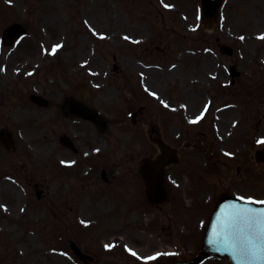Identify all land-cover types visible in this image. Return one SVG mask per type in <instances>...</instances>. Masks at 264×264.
<instances>
[{"label":"rangeland","instance_id":"1","mask_svg":"<svg viewBox=\"0 0 264 264\" xmlns=\"http://www.w3.org/2000/svg\"><path fill=\"white\" fill-rule=\"evenodd\" d=\"M198 12V0H0V128L9 125L15 140L14 151L0 146V264H85L70 240L94 257L90 264H165L200 248L213 205L208 185L215 200L233 161L240 165L236 190L252 172L251 197L264 194L257 158H264V0H225L213 31L201 27ZM13 21L27 33L9 48L1 31ZM218 43L231 45L233 55H221ZM55 45L61 47L44 65L29 62L25 79L9 64L10 50L48 54ZM232 63L240 76L230 85ZM146 67L155 97L142 86ZM79 82L109 126L102 133L84 123L73 155L57 144L54 123L43 131L31 122L33 109L23 101L41 89L55 100ZM22 110L31 117H20ZM153 130L181 155L166 171L169 201L161 206L147 201L137 171L156 152ZM210 150L220 157L214 171ZM102 167L107 183L99 181ZM195 179L203 192L189 188Z\"/></svg>","mask_w":264,"mask_h":264},{"label":"water","instance_id":"2","mask_svg":"<svg viewBox=\"0 0 264 264\" xmlns=\"http://www.w3.org/2000/svg\"><path fill=\"white\" fill-rule=\"evenodd\" d=\"M222 0H216L211 4L210 0H202V7L207 11V15L210 17L208 25H211L215 20L216 12L221 4ZM25 29L17 23L11 24L3 31V41L5 44L13 42V40L23 34ZM225 47H222V52L225 51ZM228 50V49H227ZM230 52V51H229ZM234 67L231 66L232 76L238 75L233 71ZM70 100H67V102ZM65 108H70L68 107ZM72 109L76 112L77 116L88 118L94 122L98 127L100 124H104V120L101 115L92 108H85L84 104L76 103ZM87 110V112H86ZM0 141L5 147H12V140L10 134L0 130ZM162 154L157 156L155 160L147 159L144 161L141 172L146 181V192L148 198L153 202H162L165 199V189L163 187V166L172 160L174 151L166 145L159 143ZM262 208L264 205L249 204L248 202H242L240 199L234 197H228L222 195L220 201L213 213L208 227L206 229L202 249L200 252L188 260L176 261L171 264H199L207 257L220 254L228 257L231 264H264L261 260H251L247 258H241L239 255L234 254L233 245L239 247L241 241L246 236V230L243 222L240 220L239 213L242 209L246 208ZM210 240L213 241L210 243Z\"/></svg>","mask_w":264,"mask_h":264},{"label":"flooded vegetation","instance_id":"3","mask_svg":"<svg viewBox=\"0 0 264 264\" xmlns=\"http://www.w3.org/2000/svg\"><path fill=\"white\" fill-rule=\"evenodd\" d=\"M29 50L30 49H20V50H13V51L10 50L9 51V64L11 65V67H13L16 70L15 74L17 76L19 75L20 78H22V79H25L24 78L25 72L29 71V65L28 64L30 61H32L31 64H36V65L39 64V66H41L42 64L44 65L46 62H48L49 58H47V56H50L51 58L54 57L53 52H49L48 54H45L40 49L39 50L32 49L30 51ZM18 57L21 58L19 61L17 60ZM18 62L21 63V66H18ZM69 71H70V74H72L75 70H74V68H71ZM27 73L29 74V72H27ZM18 81H19V78L16 79L15 83H17ZM13 83H14L13 81H10V84H9V81H8V85H7L8 118H9V87ZM80 84H84V82L77 83L75 85L76 90L79 88ZM37 92H39L43 97H45L47 99V104L45 106H42L40 104L32 102L28 97L29 94L31 93V91H28L25 94V96L27 97L28 100H26V102L23 101V103L28 105V106L30 105L33 110L32 111L22 110V114L20 115V117H25V118L31 117V116L27 115V112H29V113L31 112L32 117H33V121H31V122L42 125L43 131H48V128H46V127H48L47 125L54 123L55 127H56V131L58 130L60 132L56 136L57 144L60 147H62V149H65L66 151L71 152L73 155H78L80 153L81 147L78 144V138L76 137V135H77V133L83 131L84 121L80 120L78 118H74V117L65 115L62 112V101L66 95L73 93V86L71 88L70 87L68 88V90L66 91L67 93L61 92V96L55 97L56 98L55 100H53L49 96V94H51V93L47 94L46 89H41L40 91H37ZM16 100L17 99L15 96L14 101H16ZM19 108H21V107H19ZM19 108H17V110H19ZM7 128L9 129V125ZM63 136L68 137L72 142H74L75 145L77 146V148H79V150L73 151L70 148L64 147L62 145V139L64 138ZM196 144L200 145V143L197 141H196ZM186 145H188V144L186 143ZM60 157H61V159H64V158H66V155H63ZM210 157L212 159V165H213L211 170L214 171V166H216V163H217L216 160L218 157L213 150H210ZM64 160H66V159H64ZM84 162H86L87 166H89L88 159H85ZM242 163H243V166L246 167V165H247L246 160L242 161ZM204 169H205V167H204ZM237 170H239V166L237 167ZM59 171L61 173H63L65 171V168L60 167ZM101 174H102L101 176L104 179V181H106V182L110 181L109 176H108L109 173H107V171L104 167L101 168ZM110 174L113 175L114 172L111 171ZM245 174L246 173H244V175ZM247 176H248V174H247ZM247 176H246V178L245 177L241 178L244 180L242 184L245 185L244 188L242 189V191L236 190V187H238L237 180L232 179V176H228L227 181L225 183H222V185L218 184L219 188H221V190L216 194V198L219 195V193L224 192V191L231 193V194H235V195H241V196L246 197V198H248L249 196L251 197L252 193H253L251 184L253 186V181L250 184V181L246 180L248 178ZM261 189L264 191L263 187H261ZM261 193L263 195V192H261ZM213 194H214V192L211 193L209 196V202H213V205H212V208L210 209V212L213 209V207L215 206V202H216V199L213 200Z\"/></svg>","mask_w":264,"mask_h":264},{"label":"snow or ice","instance_id":"4","mask_svg":"<svg viewBox=\"0 0 264 264\" xmlns=\"http://www.w3.org/2000/svg\"><path fill=\"white\" fill-rule=\"evenodd\" d=\"M128 39V37H125ZM243 39V37H241ZM264 39V37H261ZM61 45H55L52 52L55 53ZM154 95V94H153ZM167 107V105H165ZM203 115V113H202ZM197 119H200L199 117ZM195 123L196 121H192ZM258 143H264V139L258 141ZM240 199H244L241 197ZM249 204L264 205V201H256L248 198ZM240 220L243 222L246 236L241 241L239 247L233 245L234 254L239 255L241 258H247L251 260L264 261V207L262 208H246L239 214ZM213 241L210 240V243ZM107 247V246H106ZM133 255H136L134 252ZM155 257H148L147 260H154Z\"/></svg>","mask_w":264,"mask_h":264},{"label":"bare ground","instance_id":"5","mask_svg":"<svg viewBox=\"0 0 264 264\" xmlns=\"http://www.w3.org/2000/svg\"><path fill=\"white\" fill-rule=\"evenodd\" d=\"M133 69L136 70V67L133 66ZM151 70H152V69L146 67L145 70H144V72H143V74L145 73L144 80H143V84H144L145 86H148L150 89H152V88H151V84H153L152 82L155 81V80H154L155 77H148V78H146V75L149 74V73L151 72ZM171 70H175V72H176V69H175V68H172ZM214 128L217 129V128H216V122H214Z\"/></svg>","mask_w":264,"mask_h":264}]
</instances>
